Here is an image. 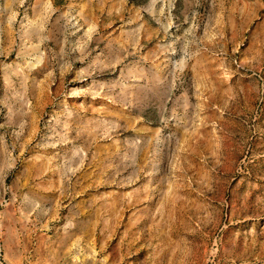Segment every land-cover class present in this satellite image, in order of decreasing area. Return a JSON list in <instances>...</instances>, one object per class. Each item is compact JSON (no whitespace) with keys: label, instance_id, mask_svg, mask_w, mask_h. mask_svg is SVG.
<instances>
[{"label":"rangeland","instance_id":"rangeland-1","mask_svg":"<svg viewBox=\"0 0 264 264\" xmlns=\"http://www.w3.org/2000/svg\"><path fill=\"white\" fill-rule=\"evenodd\" d=\"M131 1L0 0V264H264V0Z\"/></svg>","mask_w":264,"mask_h":264},{"label":"crops","instance_id":"crops-1","mask_svg":"<svg viewBox=\"0 0 264 264\" xmlns=\"http://www.w3.org/2000/svg\"><path fill=\"white\" fill-rule=\"evenodd\" d=\"M74 205L79 207L73 210L72 219L75 218V229L78 231L80 238L82 239L83 244H87L88 246L91 242L94 241L96 230H97V215H96V203L95 200H91L90 198H79L77 200H73ZM86 206V207H85ZM122 217H126L125 215H117V214H109L106 217V221L109 223V228H117V222L122 221ZM105 220V219H104ZM115 223V224H113ZM103 228L106 229V226ZM107 227L106 231L110 232V229ZM121 229V228H120ZM116 246H119L121 242L119 239L115 240Z\"/></svg>","mask_w":264,"mask_h":264},{"label":"trees","instance_id":"trees-1","mask_svg":"<svg viewBox=\"0 0 264 264\" xmlns=\"http://www.w3.org/2000/svg\"><path fill=\"white\" fill-rule=\"evenodd\" d=\"M130 2H132L131 0H129ZM133 3V2H132Z\"/></svg>","mask_w":264,"mask_h":264}]
</instances>
